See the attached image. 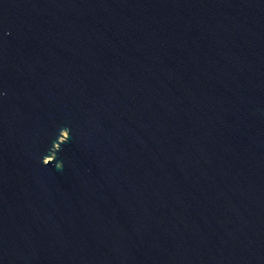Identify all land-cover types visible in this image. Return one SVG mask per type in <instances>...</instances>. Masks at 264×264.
<instances>
[{"label":"water","instance_id":"obj_1","mask_svg":"<svg viewBox=\"0 0 264 264\" xmlns=\"http://www.w3.org/2000/svg\"><path fill=\"white\" fill-rule=\"evenodd\" d=\"M0 264H264V0H0Z\"/></svg>","mask_w":264,"mask_h":264},{"label":"clouds","instance_id":"obj_2","mask_svg":"<svg viewBox=\"0 0 264 264\" xmlns=\"http://www.w3.org/2000/svg\"><path fill=\"white\" fill-rule=\"evenodd\" d=\"M64 132H66L67 133V135L65 136V138H64V140H63V142L62 143H60V144H63V143H65V142H67L69 139H70V136H69V131H67V130H64V131H62L61 133H64ZM60 142V141H59ZM58 150V149H57ZM46 159V158H45ZM45 159H43V161H42V163H43V165H45V166H48V165H50V164H53L54 163V161H55V157H54V160L50 163V164H45L44 163V161H45ZM57 167L59 168L60 167V165H57Z\"/></svg>","mask_w":264,"mask_h":264}]
</instances>
